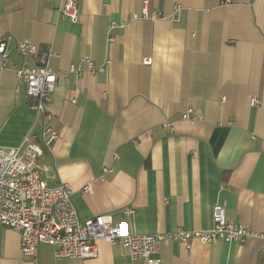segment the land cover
<instances>
[{"label":"crops","instance_id":"obj_1","mask_svg":"<svg viewBox=\"0 0 264 264\" xmlns=\"http://www.w3.org/2000/svg\"><path fill=\"white\" fill-rule=\"evenodd\" d=\"M61 2L0 0V50L21 64L28 40L39 48L30 65L55 53L45 109L59 137L39 165L49 184L71 186L80 220L113 216L137 235L206 230L221 204L228 221L264 233V0H75L77 23L61 17ZM144 7L162 17L142 19ZM86 57L109 68L70 74ZM34 106L13 72L0 73L1 149L41 132ZM189 109L201 120H183ZM98 249L97 259L58 260L44 244L39 260L133 264L119 244ZM162 251L161 264H264L257 238L191 252L167 240ZM23 256L20 234L0 226V264H31Z\"/></svg>","mask_w":264,"mask_h":264},{"label":"built area","instance_id":"obj_2","mask_svg":"<svg viewBox=\"0 0 264 264\" xmlns=\"http://www.w3.org/2000/svg\"><path fill=\"white\" fill-rule=\"evenodd\" d=\"M58 10L62 18L77 23L80 14L75 0H62ZM161 17L160 13L149 15L147 8H143L142 19L157 20ZM136 18L139 16L133 15V19ZM116 27L111 24V30ZM18 50L22 57L21 64L10 60L0 50V73L11 71L25 85L27 96L35 100L36 120L41 122V132H30L19 147L8 150L0 147V226L20 234L23 257L31 264H40L39 247L44 244L53 248L54 257L58 260H90L99 257L98 242L105 240L127 250L133 264H161L162 248L167 240L181 243L189 252L193 250L195 242L206 246L220 241L243 243L248 238L264 241V233H255L228 221L226 208L221 204L213 207V226L206 230L179 229L165 234L137 235L132 232L127 220L115 221L113 216L98 215L81 221L72 202L71 186L61 181L49 184L39 165L43 150H51L59 137L51 125L54 115L45 109L52 99L59 76L50 64L55 53L49 48L44 53L42 64L30 65L29 60L38 56L39 48L25 40L19 44ZM109 64L107 60L105 64L97 66L86 57L72 65L69 73L79 77L85 73L105 72ZM259 102L254 99L252 105ZM201 118L193 109L183 115L185 121L195 122ZM173 126L170 122L163 125L169 131H173ZM104 172L110 173L112 168L104 169ZM83 190L93 192L90 185ZM125 212L133 213L130 209Z\"/></svg>","mask_w":264,"mask_h":264}]
</instances>
